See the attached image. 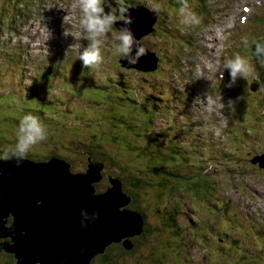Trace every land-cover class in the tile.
I'll return each mask as SVG.
<instances>
[{
	"label": "rangeland",
	"instance_id": "1",
	"mask_svg": "<svg viewBox=\"0 0 264 264\" xmlns=\"http://www.w3.org/2000/svg\"><path fill=\"white\" fill-rule=\"evenodd\" d=\"M49 1L39 0V8L41 10L47 9ZM122 1L105 0V11L112 12L113 6L114 10L117 7L118 10L124 9L122 7L124 2ZM137 1L146 3V5L158 3L162 6V11L159 13L158 19L154 24L156 26L157 22H162L158 25V30L160 29V31L153 30L151 33L139 39L146 49L154 51L155 54L161 56L157 69L148 71L149 74L143 76L141 70H137L136 68L125 70L119 65L118 59L121 56L115 53V47L119 43L115 39V36L119 33V29L117 28L112 27L109 38L102 46L101 51L104 62L97 69L84 67L82 61L75 58L78 51H82L88 42L86 41L81 46H77L80 48L73 50L75 52H69L64 55L68 57L63 64L59 65L57 63L61 61H57L53 64V67H50L51 69L49 68L47 77L51 76L53 80L50 82L46 81L44 85V89L49 90L47 95L50 100H55V97L60 98L62 101L70 99L69 105L71 108L69 106H66V108L75 115L65 118L64 121H57L58 119H56V121L52 122L49 117L41 119L40 121H44L43 124L46 126V130H49V139L35 145L29 152L45 153L43 157H36L37 160H45L51 153H57V156L60 157L61 153H70L72 155L70 158L72 162L71 169L75 171L77 170L76 168H84L86 158L78 150L75 151L73 141L76 137H81V132L86 130L88 128L87 126L93 125L94 122L88 121L86 118L81 119L80 117L81 115H90L95 110V108H88L91 107L90 102H99L102 96L115 92L113 88H95L93 84L99 81L102 85L111 86L115 85L114 81L130 82L135 80L139 82L144 79H149L150 83L154 84L156 89H160L169 94V98H165L155 110L158 127H164L168 121L170 123L175 122L176 125L179 124L180 128L178 127L176 129L175 127L176 130L174 133L181 139L185 138L186 144L191 143V145L196 146L193 149L194 155L198 156L195 158L196 161H201L199 159L201 154L211 155L213 152L216 153L217 156L211 166L209 165L208 157L203 160L201 166H203L205 173L219 178L218 180L221 183L220 192L209 200L212 205L210 209L215 212L213 215L208 214L207 208L204 206V198L200 197V199H197L198 195L196 194L191 193L190 195L183 193L182 198L177 199L175 197L169 200L168 203L174 205V207L172 209L170 205L168 209L170 213L173 212L171 215L174 218H178V224L180 226L176 223L167 225L163 220H160L161 217L163 218L161 213L160 217H157L151 211L142 212V209H137L142 215L148 216L145 220L143 233L145 229L151 230L155 227L157 229L161 228L162 231L165 228L170 230L163 232L165 236L160 232L159 237H157L158 234L146 232L143 237H140L139 245L132 244L129 249L123 248L125 251L119 248L122 256L116 247H112L109 250V254L121 257L123 260L126 259V264L130 261L132 263L141 262L142 264L146 260H151L150 253L152 250H159L163 244L167 248L170 246L172 240L169 235H174L175 233L171 229H180L179 231H181L183 236L179 238L180 240L175 246L179 261L183 257L179 264H199V261L201 264H212L213 262H210V256L217 257L218 259L222 256V254H213L211 252L213 248L215 247L216 250L218 246L221 247L220 245L224 239L229 244L233 241V236L238 240L235 236V231L237 230L242 237V241L250 243L251 245H248H250L252 251L259 252L258 255L245 254V256H248L247 259L249 262L264 264V166H258V162L250 160L255 154L264 151V142H261L264 140V61H261L259 57H255L250 64L253 70L252 75L247 80L242 78L237 79L230 87L228 86L230 76L226 75L223 79L217 76L218 90L219 92L224 91L223 95L225 98H222V100L225 106L214 107L212 110H209L207 105L208 96L205 94V90L208 86L209 78H212L210 69L211 71L213 70L212 67L210 68L208 62H204L203 52H199L198 50L200 47H208L209 49L211 46L216 47L218 43L213 41L214 38L220 35L221 29H229L230 37L233 36L232 31H236L240 35L242 44L239 54L245 55L246 49L254 40L264 38V25L260 26L262 30L257 28L255 31L245 34V28H238V22L235 16H229L222 20L223 15L220 17L215 15L216 5H213L211 0H187L191 11L199 17V23L186 26L180 23L178 13L181 0H177L175 4L170 3V0ZM36 5L33 0H0V89L7 88L10 91L16 89L15 94L20 93L18 94L20 97H24V94L26 95V90L35 89L40 91L42 89L40 83L35 85L33 82L34 79H41V75L38 74L40 72L39 67L33 70L31 64L28 66L21 64L16 56L13 57V60L5 62L3 55H7V53L12 51L6 43L7 40L12 39V41H8L11 44V42L17 41L18 37L24 38V24H21L22 22L19 18L23 17V20L26 22L28 19L26 15L31 16V10ZM202 6L205 8L203 17L209 18V24L205 18L203 19L199 16L200 13L197 11L200 9L203 12ZM195 7L198 8L195 9ZM22 13H24L23 16ZM121 14L120 12L118 15L121 16ZM162 16L163 18H161ZM261 16L259 15L258 17ZM212 17H214L215 21L211 19ZM192 27L194 28L193 30ZM68 28L72 30L76 39H79V34H77L76 29L74 31L70 25H68ZM214 33L218 34V36L215 37ZM180 39H184V41ZM228 40L226 39L223 45L227 44ZM212 53H215V49H212ZM216 53L218 52L216 51ZM31 61L36 62L35 60ZM187 62H190V65ZM104 77H108L107 81ZM256 82L259 85L253 90L252 87H255ZM21 89L24 91L21 92ZM85 94L88 96H82ZM4 95L0 92V96ZM191 95H194V97L191 98ZM197 97L200 99H197ZM25 99L29 101L27 96ZM81 99L84 100L77 102ZM229 102H231L230 107L228 106ZM164 103L173 106V109L170 110L171 113L165 112ZM34 104L37 103L34 101ZM24 105L32 106V103ZM236 105L241 106V113V109L237 108ZM1 108L6 109V115L36 112V110L19 106L7 105ZM84 111L86 114L83 113ZM78 114L80 115L79 117ZM1 116L0 114V123L2 122ZM45 116H47V113L44 114ZM233 120L234 124H232ZM187 122L192 125H189L190 127L186 126L185 123ZM260 127H263L262 131L258 130ZM246 131L248 133L244 134L249 137L241 142V148L239 149L250 150L248 155L249 160H245L239 152L238 154L231 155L227 151L228 147L231 148L233 145H236L237 134ZM17 133H11L0 128V149H10L13 136ZM16 142H13L14 146ZM201 148H205V150ZM2 154L3 152L0 151V155ZM32 158H35V156L32 155ZM246 165L247 167L252 166V168L248 169ZM144 171L147 172L146 168H144ZM144 171L142 169L141 173ZM195 171L194 169V173H197ZM105 176L103 173V178L95 185L96 192L104 189V185H109L108 180H104ZM144 177H149L153 180L159 178L157 173L151 175L149 172L145 173ZM123 187H125L124 183ZM133 194L137 197V201L140 199L138 196L142 197L143 195L142 192H138L137 194L133 192ZM134 196L132 195L133 199L136 200ZM157 201L161 200L158 199ZM207 201L208 199H205V202ZM192 205L195 206V210H193ZM177 209L180 211L179 213ZM202 216L203 219L201 218ZM188 217L191 220L196 218L197 221L200 220L202 223H212L214 230H207V236L204 235L203 240L199 241V236H193L187 230L189 223H186V219ZM238 224L241 225L240 229L237 227ZM203 230L199 229L201 233ZM226 232L229 234L232 233L233 235L226 236ZM200 236L202 235L200 234ZM7 239L9 238L3 237L0 241ZM132 239L135 241L137 238L133 237ZM185 239L188 240L187 246L189 244L191 245V255L189 253L191 258L189 259L186 257V250L183 249V244L181 243L182 240L185 243ZM245 243H236L238 248L237 254H241L245 248L248 250V246ZM141 244L142 246H140ZM207 248H210V251ZM132 249H135V251L130 252ZM2 250L4 251V249ZM216 252L218 253L217 250ZM235 257L236 255L233 254V258ZM4 258V255H0V264H7L2 261ZM252 258L254 260H250ZM222 262L223 260L220 259V262L217 261L216 264H222ZM12 264H16V262ZM94 264L98 263L95 262ZM114 264H123V262L118 259Z\"/></svg>",
	"mask_w": 264,
	"mask_h": 264
},
{
	"label": "trees",
	"instance_id": "2",
	"mask_svg": "<svg viewBox=\"0 0 264 264\" xmlns=\"http://www.w3.org/2000/svg\"><path fill=\"white\" fill-rule=\"evenodd\" d=\"M122 2H124V4H122L123 8L132 6L135 3H140L137 0H123ZM176 2L177 0H170V3L175 4ZM141 4L147 6L146 3ZM196 8L198 7H195V9ZM112 9V13L116 16L122 10H118V7L114 10V6L112 7ZM203 10V12L200 9L197 11L198 13H200L199 16L204 19L203 16L205 13V8H203ZM118 17L120 18V15H118ZM161 18H163V16ZM159 23L162 22L159 21ZM159 23L157 22V25L153 26V30H158ZM112 27L117 28L115 24ZM193 29L194 28L192 27V30ZM158 31H160V29ZM180 40L184 41V39ZM257 44L264 46V38L256 39L251 43L250 47H252V49L249 52L248 57L252 60L255 57H259L261 61H264V55L256 54ZM237 47H241L240 43L237 45ZM14 49L15 51L10 54L7 53V55H5L8 58L5 57L3 58V60L5 62L8 60H13V57L16 56L20 60V63L25 65L27 62L25 57L26 55L21 54L22 50L20 48L14 46ZM158 56L161 58L160 55ZM120 59H122V57ZM120 59H118L120 63L119 65H121L125 70L133 68L123 66ZM49 68L50 67H43L41 70L39 69L40 72L38 74L41 75V79L33 80L35 85L40 83V85L42 86V89L40 91L35 89L26 90V95L24 94V97H20L18 96V94L20 93L15 94L16 89L11 91L7 88L0 89L1 94H5L4 96H0V106H19L36 110V112L34 113L24 112L20 115H6V109H2L1 106L0 114L2 115V122L0 123V128L2 130H7L11 133L18 132L20 120L24 115L29 113L37 116L40 120L49 117L52 122L56 121V119H58L57 121H64L65 118L75 115L73 114V112H69L66 108V106L70 107V99H65L64 101H62L57 97H55V100H50L48 98L47 92H49V90L44 89V85L46 81L50 82L51 80H53L51 76L47 77L48 70L51 69ZM141 74H143L144 76L146 74H149V72L142 71ZM104 78L107 81L108 77ZM139 82L135 80L130 82L114 81L115 85L111 86L102 85V83L99 81L97 83H94L93 86L95 88H113L115 89V92L109 93L102 97L100 96L102 99H99V102H90L91 107L88 108H95V110L90 115H81L80 118H86V120L94 122V124L91 126H87L88 128L81 132V137H76L74 139L73 148H75V151L78 150V152L86 158H84L85 160L90 157L100 161L103 165L102 172L104 173V175L107 174L109 176L118 177L122 181V183H124L125 187H123V189L128 195L131 196L132 199L130 202V206L134 210L142 209V212L151 211L157 217H160L161 213V215H163V218L161 217L160 220H163V222L167 223V225L176 223L178 226H180V224H178V218H174L171 215L173 212L170 213L168 209L170 205L173 209L174 205L168 203V201L175 197L177 199L182 198L183 193H188L190 195L192 193L198 195L197 199H200V197L204 198L203 202L204 206L207 208L208 214L213 215L215 212L210 209L212 205L209 200H211L214 195L219 194L221 183L220 180H218L219 178L212 177L209 173H205L201 164L203 160L208 157V162L211 166L213 164V160L217 156L216 153L213 152V154L211 155L201 154L199 157L201 161H196L195 158L198 156L194 155L193 150L196 146L191 145V143L186 144L185 138L181 139L174 133L178 127L180 128L179 124L176 125L174 121H172L174 123H170L168 121L167 125H165L164 127H158V120H156L155 110L165 98H169V94L160 89H156L154 84L150 83L149 79H144ZM20 91L23 92L24 90L21 89ZM26 96L27 98H29V101L25 99ZM82 96L88 95L85 94ZM83 100L84 99H81L77 102H82ZM34 101L37 104H34ZM27 103H32V106L24 105ZM163 106L165 108V112L171 113L170 110L173 109L172 105H167L166 103H164ZM45 113H47V116L44 117ZM83 113L86 114L85 111ZM79 116L80 115L78 114V117ZM41 122L44 123V121ZM185 124L186 126L192 125L189 122ZM232 124H234V120L232 121ZM258 130L262 131L263 127L258 128ZM244 133L248 132L246 131L238 133L235 142L236 145H233V147L231 148L228 147V150H225H227L231 155L238 154L239 152L243 155V158L245 160H249L248 155L250 150L239 149L241 148V142L249 137ZM47 139H49V130H47L46 140ZM12 140L13 142L17 141V134L13 136ZM13 142L10 146V149L14 147ZM261 142H264V140ZM201 149L205 150V148ZM0 151L4 153L7 150L0 149ZM259 154L260 153H258V155ZM32 155H34L36 159V157L39 156L43 157L45 153L28 152L27 157L32 158ZM49 155L53 156L58 154L51 153ZM71 156L72 155L70 153H61V157L67 159L70 163H72L70 159ZM254 156H252L250 160H252ZM144 168H146V171L151 173V175L157 173L159 178L154 180L149 177L145 178L144 176L147 172L144 171ZM247 168L250 169L252 168V166H249ZM76 169L83 170L82 167ZM142 169L144 172L141 173ZM191 169H193L192 172H190ZM194 169L197 173H194ZM105 179H107L106 176L104 180ZM133 192L135 194H137L138 192H142L143 195L142 197L138 196L140 199L137 201V197L134 196ZM132 195L136 200L133 199ZM158 199L161 201H157ZM205 199H208L209 202H205ZM194 205H192L193 210H195ZM179 212L180 211L178 210V213ZM201 218L203 219V216ZM193 220L189 219V217L186 219V223H189L187 230H189L191 234H193V236H199V241H202L203 236H207V230L213 229L214 226L212 223H202L200 220L197 221L196 218H194ZM237 227L240 229L241 225L238 224ZM199 229L204 230L201 233ZM168 230L170 229L165 228L162 231L161 228L157 229L155 227L151 230L145 229L144 233L148 232L154 233L156 235L158 234L157 237H159L160 232L165 236L163 232H168ZM179 230L180 229H171V231L175 233L174 235H169L170 239L172 240L170 246L167 248V246L163 244L160 246L159 250H152L150 253L151 260H146L147 263L145 261L142 264H175L176 262V264H179L183 259L182 257V259H180L179 261V258L177 257V251L175 249L177 242H179L180 240L179 238L183 236L181 231ZM144 233L138 236L135 241L133 240L134 244L139 245V239L140 237L144 236ZM200 234L202 236H200ZM225 235L232 236L233 234H229L226 232ZM235 236L238 238V240L233 236V241L230 242L231 244L233 243V245H231L230 243L227 244L226 239H224L223 243H221L220 245L221 247L218 246V248L216 249L218 253L216 252L215 247L211 252H213V254L215 255L222 254V256L220 257V259L223 260L222 264H257L250 263L247 259L248 256H245V254L249 253L258 255L259 252L252 251L250 249L251 244L243 242L242 237L237 230L235 231ZM187 242V239H185V243L183 242V240L181 241V243L183 244V249L186 250L185 255L189 259L191 258L189 256V253L191 255V245L189 244V246H187ZM237 242H241L243 244L245 243L248 246V250L245 248V250L241 252V254H237ZM140 246H142V244ZM112 247H116V249L118 250L119 248L124 250L121 244L113 243L107 247L104 253L97 255L93 259L91 264H94L95 262L98 264H114L118 259L122 261L123 264H126V259L123 260L121 259V257H118L116 255L112 256L111 254H109V250L112 249ZM207 250L210 251V248H207ZM133 251H135V249H132L130 252ZM119 252L121 253L120 250ZM233 254L236 255L235 258H233ZM120 255L122 256V253ZM210 258V262H213L212 264H216L217 261L220 262V259H218L217 257L210 256ZM250 260H254V258ZM128 264H141V262L132 263L130 261L128 262ZM199 264H201L200 261Z\"/></svg>",
	"mask_w": 264,
	"mask_h": 264
},
{
	"label": "water",
	"instance_id": "3",
	"mask_svg": "<svg viewBox=\"0 0 264 264\" xmlns=\"http://www.w3.org/2000/svg\"><path fill=\"white\" fill-rule=\"evenodd\" d=\"M126 10L134 19L130 27L138 40L153 31L158 15L137 3ZM115 25L119 29L122 22ZM120 61L125 67L154 71L159 58L147 50L136 64ZM252 161L264 166V151ZM102 169V163L90 157L82 171H73L60 156L26 157L19 167L14 160L0 161V238H9L0 241V251L13 253L16 264H90L123 238V247L131 248L146 219L130 208L132 198L119 178L106 174L109 185L95 191ZM82 212L96 217L86 220V227Z\"/></svg>",
	"mask_w": 264,
	"mask_h": 264
},
{
	"label": "clouds",
	"instance_id": "4",
	"mask_svg": "<svg viewBox=\"0 0 264 264\" xmlns=\"http://www.w3.org/2000/svg\"><path fill=\"white\" fill-rule=\"evenodd\" d=\"M35 1L37 0H33V2L36 3L37 5L36 7L32 8L31 16H29L28 14L26 15V18H28L26 21L32 20L33 22V18L36 15V13L38 12L43 13L44 11H48L49 12L48 15L50 17V21L48 23L51 24L59 18L58 16L59 12L66 5H68L69 11H74V13L77 15L79 19V28H80L79 39H76V37L73 36L74 38L73 42L75 43L78 42L80 46L86 41L88 42L87 46L83 47L78 57V59L82 61V64L84 67H87L90 69H97L104 62V57L102 56V51H101L102 46L104 42L109 38V33L111 32L112 26L116 24L117 22H122V26L119 28L118 35L115 36V39L119 41V43L115 47V53L119 54L129 64H136L139 62L141 57L147 55L148 49H146L142 45V43L135 37L130 27V25L134 22V19L133 17H131L130 14L126 15V13H128V10L122 9L121 10L122 14L120 18L118 17L119 18L118 19L117 16L114 15L111 11L109 12L105 11V6H104L105 0H50L48 2V8L42 9V10L41 8H39V0L37 2ZM137 4H141V3H137ZM146 8L151 13H154L156 15H158L162 11V6L158 3L149 4L146 6ZM178 13L180 17V23L183 25L191 26V25L199 23V17L194 12L191 11V8L187 0H181V6L178 10ZM23 14L24 13H22V16ZM19 20H23V17L19 18ZM214 34H215V37L218 36V34L216 33ZM64 35L66 37L68 36V33L66 30L64 31ZM229 37L230 35L228 34L227 30L221 29L220 35L217 38H214L213 40L215 43H218L216 47L211 46L210 49L208 47L206 48L200 47L198 48V50L199 52L203 50L202 56L204 57V62H208L210 68L212 67V70L221 71L220 69H218V65L221 63L220 62V49L223 46V42L226 39H229L227 42H229L232 45V51L230 54L232 58L230 56L227 58V61L224 64V69L227 70L226 75L230 76V82L228 85L230 87L232 84L236 82L237 79L242 78L244 80H247L252 75L253 70L250 66L252 59H249L248 57V54L252 49V47H250L251 44L246 49L245 55L239 54V50L241 47L238 48L237 45L239 43L240 45L242 44L241 38L237 40L236 39L232 40V38L231 37L229 38ZM245 43L247 42L245 41ZM212 49H215L214 54L212 53ZM216 51L218 53H216ZM23 54L27 55V58H26L27 62L29 61L31 62V59H29L30 57L33 60L37 59L36 62L34 63L31 62V65L33 66L32 67L33 70L38 69L36 67H39L40 70L43 67H53V63L49 61H45V60L42 61L39 55H37L38 57L36 58L34 55H29L25 51L23 52ZM38 54H41V53L39 52ZM256 54L264 55V46L257 44ZM49 58L52 59V57H49ZM158 58L160 57L158 56ZM38 63H39V66H38ZM187 63L190 65V62H187ZM210 75L212 78H209V83L205 90L206 91L205 94L208 96L207 97L208 108L209 110H212L214 107H224L225 104L223 103L224 101L222 100V98H225V97L223 95L224 91L219 92L218 82L213 77L211 69H210ZM221 79H223V73H221ZM214 81L216 82L214 83ZM255 84H256L255 85V89H256L259 83L256 82ZM213 86H215V89H217V92L209 93L208 89L212 88ZM253 88L254 87H252V89ZM192 97H194V95H191V98ZM197 99H200V98L197 97ZM228 106L229 107L231 106V102H229ZM236 107L241 109V106L236 105ZM241 112H242V109L240 113ZM227 114H230V113H227ZM46 138H47L46 126L40 121V119L37 116L32 115L31 113L26 114L22 117V119L19 122L17 142L15 146L5 151L2 155H0V161L8 162L9 160H14L15 165L19 167L21 163L26 159L28 152L35 145L46 140ZM53 156H57V155H53ZM53 156L50 155L49 157H53ZM30 159L37 160V158L36 159L30 158ZM85 162L87 163V160ZM85 168H86V164L83 170H85ZM76 171H82V170H76ZM104 186L106 187L107 185H104ZM105 187L103 188L105 189ZM82 217L83 219L81 220V224L83 227L87 226L85 224L86 220L96 218L95 215L92 217H89L86 212H82ZM114 244L122 245V242H117ZM132 244H134L133 239H132Z\"/></svg>",
	"mask_w": 264,
	"mask_h": 264
},
{
	"label": "flooded vegetation",
	"instance_id": "5",
	"mask_svg": "<svg viewBox=\"0 0 264 264\" xmlns=\"http://www.w3.org/2000/svg\"><path fill=\"white\" fill-rule=\"evenodd\" d=\"M4 252V253H2ZM0 255H4V259L2 260L3 262L7 263V264H12L16 262V259L14 257V255L12 253H7L3 250L0 251ZM29 264H40L39 262H35V263H29Z\"/></svg>",
	"mask_w": 264,
	"mask_h": 264
},
{
	"label": "bare ground",
	"instance_id": "6",
	"mask_svg": "<svg viewBox=\"0 0 264 264\" xmlns=\"http://www.w3.org/2000/svg\"><path fill=\"white\" fill-rule=\"evenodd\" d=\"M173 1H174V0H173ZM97 161H98V160H97ZM99 162H100V161H99ZM106 177H107V180H108V176H107V175H106ZM108 182H109V180H108ZM131 209H132V210H134L132 207H131ZM134 211H137V212H139V211H138V210H136V209H135ZM139 213H141V212H139ZM143 217H144V219H147V217H148V216H146V215H143ZM149 218H150V217H149ZM123 240H124V238L121 240V242H122ZM2 253H4V252H2Z\"/></svg>",
	"mask_w": 264,
	"mask_h": 264
}]
</instances>
